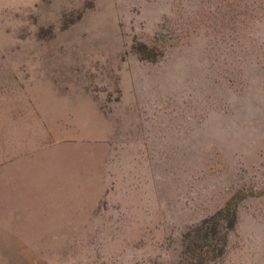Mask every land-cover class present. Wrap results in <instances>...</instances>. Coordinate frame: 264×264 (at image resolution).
Masks as SVG:
<instances>
[{
  "label": "rangeland",
  "instance_id": "374dc122",
  "mask_svg": "<svg viewBox=\"0 0 264 264\" xmlns=\"http://www.w3.org/2000/svg\"><path fill=\"white\" fill-rule=\"evenodd\" d=\"M264 264V0H0V264Z\"/></svg>",
  "mask_w": 264,
  "mask_h": 264
},
{
  "label": "trees",
  "instance_id": "16d2710c",
  "mask_svg": "<svg viewBox=\"0 0 264 264\" xmlns=\"http://www.w3.org/2000/svg\"><path fill=\"white\" fill-rule=\"evenodd\" d=\"M246 197L236 192L216 213L189 229L183 235L178 264H216L226 251L228 235L237 224L238 206Z\"/></svg>",
  "mask_w": 264,
  "mask_h": 264
}]
</instances>
